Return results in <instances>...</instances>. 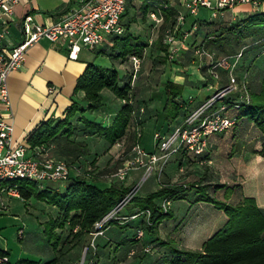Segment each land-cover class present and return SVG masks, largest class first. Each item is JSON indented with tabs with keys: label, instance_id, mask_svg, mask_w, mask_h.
Masks as SVG:
<instances>
[{
	"label": "crops",
	"instance_id": "obj_1",
	"mask_svg": "<svg viewBox=\"0 0 264 264\" xmlns=\"http://www.w3.org/2000/svg\"><path fill=\"white\" fill-rule=\"evenodd\" d=\"M169 1L177 12L190 14L185 8V0ZM74 3V0H27L15 3L10 32L4 44L10 47L23 40L22 19L25 15H34L37 22L51 23L59 20ZM130 4L135 5V0H131ZM256 9L264 10L263 7L258 8L249 3H242L235 7H228L224 11L233 10L242 15L245 12L251 14ZM195 19L192 18V20ZM113 43L114 38L110 37L94 50L82 48L78 57L74 58L69 55L67 48L43 37L28 47L23 65L12 70L8 75L9 91L15 113L13 139L27 142L28 154H31L37 145H31L27 137L41 121L50 117L63 119L67 108L74 100L79 103L80 107H87L88 101L84 99L85 92L83 90L75 92L77 79L85 70L87 63L93 61L102 66L113 67L116 62L120 63V67L116 69L118 72L124 70L123 82L131 79L132 100L136 106L135 116L123 136L111 143L106 139L103 131L99 132L87 127L84 123V119H89L102 123L104 127L110 126L124 104L122 98L110 88L104 87L101 95H107L111 100V105L104 100L101 107L92 111H78L71 118V135L58 134L43 143L51 155L74 165L71 176H89L90 180L98 185L105 183V179L101 178L103 175L98 173L111 172L109 177L118 178L112 174L123 168L127 159L135 154L132 148L138 141V131L142 130L146 124L154 125L153 134L158 130L165 131L173 128L175 124L183 120L189 108L191 109L210 95L215 91V86L225 81L224 78L221 81H215L210 75L204 76L208 71L209 60L206 57L205 61L201 60L199 64L193 62L184 65L174 64L170 72L162 74V82L158 86L151 85L148 81L143 83L142 68L132 79L129 55L117 56V50L113 51L112 48ZM100 55L106 60L105 64L97 62ZM201 68H205L206 72H202ZM248 70L249 68L246 69ZM249 74L251 92H259L258 87L264 77V72L259 73L254 70ZM256 74H261V78ZM168 80L183 85L181 93L183 97L194 96L192 104L185 107L187 108L186 113L181 110L176 119H166L163 114L167 99L164 83ZM50 87H53V90ZM142 108L144 110H141ZM4 111H6V106L0 102V113ZM161 124L162 127H160ZM139 142L147 150L153 148L149 146L151 143L142 142V137ZM263 149L264 131L255 121L240 119L234 127L212 135L207 152L196 155L181 150L172 156L163 171L164 177H161L159 184L156 183V185L152 181L149 190L139 195L145 196L162 185L175 186L187 183L193 186L176 197L178 204L171 205L170 212L166 215L169 217L165 216L155 228L145 230L142 238L136 237L137 229L143 227L145 217L142 215L133 219L128 218L123 223H113L104 234L94 238L87 233L69 247L63 237L59 245L55 247L54 239H48L43 227V236L48 240V256L44 259H37L19 255L13 260L17 264H68L70 261L80 259L84 248L88 246L87 257L93 258L96 264H170L169 259L177 255L175 249H202L204 243L228 222L229 216L224 209L219 208L214 202L197 200L203 191L233 205L242 204L247 198H254L264 214V180L261 179L263 178L261 175L264 174L262 173ZM87 161L92 162V171H90L92 174L83 175L87 171ZM140 171L143 174L145 167L130 169L126 178L120 179L118 183L131 188L136 185L135 174H140ZM128 178L129 180L132 178L131 182L129 180L126 182ZM249 181H251V186L248 184ZM50 182L57 181L46 182L44 187H51ZM62 185L66 186L67 181H62ZM2 186L3 182L0 183V203H7L9 207L12 195L2 190ZM25 200H33L34 203L40 204L39 210L45 207L50 208L55 213L53 217L58 215V208L54 204L39 200L34 196ZM156 201L159 204L161 197ZM130 202L131 207L125 209L122 215H130L139 210L132 201ZM42 216L44 218L40 222L42 224L51 218L46 215L44 217V214ZM111 228L117 231H111ZM91 242L93 244L90 245ZM144 246L150 247L151 250L144 251ZM133 249L135 252L131 253ZM7 251L9 253V249Z\"/></svg>",
	"mask_w": 264,
	"mask_h": 264
},
{
	"label": "built area",
	"instance_id": "obj_2",
	"mask_svg": "<svg viewBox=\"0 0 264 264\" xmlns=\"http://www.w3.org/2000/svg\"><path fill=\"white\" fill-rule=\"evenodd\" d=\"M22 1L27 0H0V102L6 106V111L0 113V183L26 178L44 187L49 181H67L72 175L74 165L51 155L44 144L37 145L33 152L28 154L27 142L13 139L15 113L9 91L8 75L12 70L23 65L28 47L43 37L64 46L69 51V55L76 58L82 48L94 50L110 37L124 33L126 28L123 15L129 0H74L75 3L62 14L60 19L51 23L37 22L34 15L27 14L22 19L23 40L9 47L4 44V41L10 32L13 5ZM242 3L264 8V0H185L184 5L190 14L198 16L201 7L208 8L215 15L228 7H235ZM182 13L180 11L177 16L179 21H183ZM151 14L156 15L154 11ZM197 24L195 23V26ZM169 41L173 44L176 40L170 36ZM173 48L176 50L178 47L173 45ZM198 52L209 56L207 69L210 76L215 81H220V71H225L226 82L215 86L214 92L191 109L189 108L183 120L175 124L173 128L154 132V146L151 150H147L139 142L142 137V130H139L138 141L132 148L135 154L127 159L123 168L112 175L125 179L130 169L142 166L148 173L157 171L161 174L173 155L181 150L201 155L207 152L212 135L237 125L239 119L236 112L240 107L239 101L246 103L251 101L247 71L242 76L236 72L242 61L244 49L217 57H213L204 48L198 49ZM172 56L171 53L170 57ZM129 59L132 64V79H134L140 70L142 58L132 54ZM50 89L53 90V87ZM233 93H238V98L226 101V97ZM193 99L194 96L189 95L186 98V106L191 105ZM124 101L133 103L132 99ZM90 171H92L91 164L87 165V171L83 174L89 175ZM1 189L12 196L21 197L17 185H3ZM138 190L139 184L132 186L109 212L94 223L93 230L90 232L93 238L104 234L111 223H123L128 218L133 219L142 215L145 217L144 225L152 223V213L149 208L137 210L130 215L121 214L124 206L133 199ZM171 201L168 196L161 201L164 212L170 210ZM8 208L7 203H0V214ZM144 233L145 228L139 227L136 237L142 238ZM22 234L23 228L20 229V235ZM143 249L150 251V247L147 246ZM88 250L89 247L86 246L80 259L70 261L68 264H96L93 258L87 257ZM134 252L133 249L131 253ZM0 264L17 263L11 260L8 253H0Z\"/></svg>",
	"mask_w": 264,
	"mask_h": 264
},
{
	"label": "trees",
	"instance_id": "obj_3",
	"mask_svg": "<svg viewBox=\"0 0 264 264\" xmlns=\"http://www.w3.org/2000/svg\"><path fill=\"white\" fill-rule=\"evenodd\" d=\"M139 1V7L144 17L154 11L162 15L165 22H167L171 16L177 15L176 8L170 4L169 0ZM130 2L131 0L128 2V5ZM126 14L127 8L123 16ZM124 24L126 29L124 33L113 37L114 43L112 44V48L117 50L116 54L119 57L129 55L130 53L142 54L149 45L148 41L143 40L139 36H133V33L129 32V25H126V22ZM243 24L249 28L247 34L243 33ZM254 28H259L260 32L264 29V10L249 14L241 24L233 25L228 29L226 35L221 33L218 36L219 38L216 37L214 40L221 43L224 41L232 42L234 37L241 38L246 35H254ZM262 39H264V35L258 38V40ZM159 48L165 52L164 55L157 56L163 63L167 58L168 47L160 46ZM243 60L245 59L243 58ZM243 66L240 63L239 67L242 68ZM244 70L246 71V69ZM220 72L221 80H223L224 76H226L227 80V73L225 71ZM131 77H133L132 72ZM119 80V72L115 67L102 66L93 61L88 62L75 85V92L79 90L85 92L84 99L88 101L87 107H80L79 103L74 100L67 108L63 119L50 117L41 121L38 127L27 137V141L35 146L48 142L58 134L65 133L68 136L71 135V118L78 111H92L101 107L103 105L101 90L104 87H108L118 97L122 98L124 103L117 112L112 124L104 127L102 123L89 119H84V123L87 127L99 132L103 131L106 139L111 143L116 142L126 132L127 127L135 116L136 109L133 100V103L124 101L132 99L131 79L126 80L123 84H120ZM164 86L167 93L163 109L164 118L176 119L181 110L186 113L187 109L185 108L186 97H183L181 94L183 85L168 80L164 83ZM250 94V102L239 101L240 107L236 112L237 117L239 120L251 119L255 121L264 131V77L261 81L260 91L251 92L250 89ZM237 98L238 93H233L226 97V101H233ZM262 152L264 153V149ZM91 163V161H87L88 165ZM18 180H24L26 184H20V182H17ZM3 185H17L23 198L27 199L34 196L39 200H45L50 204H54L58 208V215L48 219L44 223V231L50 240L54 239L55 247L59 245L62 238L57 228H64L66 224H69L71 229L77 227L76 236L81 238V236L90 233L93 230L94 223L109 212L130 189L119 183H112L110 186L101 187L94 181H91L90 177L79 175L71 176L67 180V185L63 190L60 188L54 189L50 186L40 187L37 182L26 178L3 181ZM191 187L193 186L187 183L175 186L162 185L145 196L136 194L131 201L139 208V211L146 208L151 209L152 223L143 225L145 223L143 222L142 226L145 230L155 228L170 212V210L168 212L162 210L161 202L158 204L157 198L161 197L162 201L164 197L168 196L172 200L179 196L181 192ZM197 200L211 201L219 208L224 209L229 216L228 222L204 243L202 249H175L177 255L169 259L170 264H264V214L254 198H247L244 203L233 205L203 191L197 197ZM0 253H8V251L0 249Z\"/></svg>",
	"mask_w": 264,
	"mask_h": 264
},
{
	"label": "rangeland",
	"instance_id": "obj_4",
	"mask_svg": "<svg viewBox=\"0 0 264 264\" xmlns=\"http://www.w3.org/2000/svg\"><path fill=\"white\" fill-rule=\"evenodd\" d=\"M139 4L140 1L135 0V5H128L127 14L124 16V23L126 22V25H129V32L133 33V36H139L143 40L148 41L149 44L142 54H136L142 58L140 69L142 68L144 73V76L142 77L144 81L143 83H147L148 81L151 82V85L158 86L162 82V74L165 72H170L174 64L184 65L188 64L189 62L199 64L201 60L205 61L206 57H208L209 60L210 58L208 55H201L198 52V49L201 48H204L213 57H217L222 54H230L240 49H245L243 55L245 60H242L244 66L242 68H237V74L242 76L244 73H246L244 69L249 68L247 71L249 79V73L254 72V70L259 73L262 71L264 72V39L258 40V38L264 35V29L261 30L262 32H260L259 28H254V35H246L245 37L241 38L234 37L232 42L224 41L221 43L214 40L216 37L220 36L221 33L226 35L228 29H230L233 25L238 23L241 24L246 16L249 15L248 12L240 15L233 10H226L223 12H217L215 15H213L208 8L201 7L198 16L183 12V21H179L177 17L179 12H177V15L171 16L170 20L165 22L164 17L158 13L153 16L150 12L144 17ZM258 11H263V9L253 10V12ZM192 18H196V21L192 20ZM194 21L195 23H198L196 26ZM242 29L244 34H247L249 31V28L244 24ZM170 36H173L176 40L173 41V44L169 41ZM173 45L174 47L178 48L174 50ZM160 46L168 47V54L166 56L167 58L163 63L157 57L159 55H164L165 53L159 48ZM113 51H115V49H113ZM171 53L173 55L172 57H170ZM132 54L135 53H130L129 57ZM97 62L105 64L106 60L102 59L100 55L97 59ZM164 63L165 65H163ZM114 65L115 68L120 67L119 62H116ZM205 70V68H201L202 72ZM119 74V83L123 84V77L125 76L124 70H119ZM209 75L210 73L208 71L204 74L205 77H208ZM256 75L259 76V78L262 76L261 74ZM224 79L226 80V76H224ZM260 89L261 83H259L258 87L259 91ZM104 100L106 103L111 105V100L107 95H102V101L104 102ZM162 126L163 125L161 124L160 127ZM153 128L154 125L146 124L142 129V142H147L148 144L151 143L149 146H154ZM262 173H264V168ZM98 174H102L103 177L101 176V178L105 179V183L99 184L101 187L107 185L110 186L112 183H118V181H120V179L117 177H109L108 175H111V172ZM135 175L137 182L136 184H139L137 195H143L147 192V190H149V185L152 181L154 184H159L161 177H164L163 172L159 176V173L156 171H153L149 174L146 170L143 174L140 171V174ZM261 177H263L261 179L264 180V174H262ZM131 179L132 178H130V180ZM128 180L129 178L126 182H128ZM17 182H20V184H26V181L24 180H18ZM248 184L251 186V181H249ZM50 185L54 189L60 188L63 190L65 188V186L62 185V181L50 182ZM11 198L12 199L9 209L3 212V214H0V249H9L8 254L10 255L11 260L15 259L19 255L27 256L28 258L44 259L46 256H48L49 248L47 247L48 240L44 238L42 232L44 224L40 222L42 219L44 220L42 214H44V217L49 216L52 218L55 213L50 208L46 207L42 210H39V208H41L40 204L34 203L33 200H25L22 197L17 196H12ZM177 199L173 198L171 205H177ZM129 207H131V202L124 206L122 213ZM110 227L111 225H108L105 231ZM21 228H23L24 232L22 235H20ZM77 229V227L71 229L69 224H66L64 228H57L58 233H61L62 237L65 239L67 247L76 243L78 240L79 236H76ZM111 231L117 230L115 228H111ZM48 239L50 240V238Z\"/></svg>",
	"mask_w": 264,
	"mask_h": 264
}]
</instances>
